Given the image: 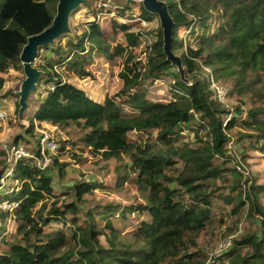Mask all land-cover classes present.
I'll return each mask as SVG.
<instances>
[{
    "label": "trees",
    "instance_id": "1",
    "mask_svg": "<svg viewBox=\"0 0 264 264\" xmlns=\"http://www.w3.org/2000/svg\"><path fill=\"white\" fill-rule=\"evenodd\" d=\"M164 1L175 22L172 48L175 53L181 50L188 82L179 71H173L162 38L158 41L160 59L149 66L145 88L139 87L123 101L116 94L108 93L102 100L91 94L83 81L96 78L94 66L101 68L97 60L112 64L118 57L132 56L142 45V23L148 24L156 15L142 1L127 0L121 7L108 8L103 18L117 15L111 28L123 34L125 50L117 51L114 41L101 30V20L94 16L81 32L72 27L66 45L40 48L39 57L44 61L37 66L43 71L38 88L45 84L46 94L24 126L27 144L36 137L37 125L54 126L55 133H61L60 139L55 136L59 151L68 145L98 149L104 137L118 138L123 149L104 159L122 161L126 155L131 162L116 166L113 190L128 191L133 182L139 194L133 199L143 201H108L87 207L75 186L70 194L56 192L54 178L47 171L53 162L41 169L35 161H6L0 170V203L16 206L0 207V241L4 245L0 264H206L208 257L199 247V238L216 224L225 223V214L215 213L217 204L220 208L225 205L233 217L225 235L242 219L257 217L260 208L252 188L264 196V185L251 175L244 176L242 167L247 150L258 146L264 152V0ZM134 2L139 13L133 12ZM57 3L0 0V73L22 67L23 46L30 35L51 25ZM182 13L186 19L180 21ZM214 16L219 21L212 25ZM182 27L200 28L199 40L207 52L192 71L187 69L186 52L178 43ZM255 40L254 48L251 42ZM206 68L228 87L229 97L237 98L235 108L211 97ZM164 73L173 78L172 98L150 97L149 85ZM7 82L0 74V100ZM229 112L233 118L224 126V115ZM234 128L245 130L238 131L237 141H249L242 162L229 154ZM135 134L139 137L134 138ZM23 139L24 135H17L13 145ZM7 154L0 145V158ZM230 162L235 166L229 167ZM10 170L12 175L7 176ZM58 173L63 175L64 168L59 167ZM3 177L18 182L14 190L11 184L2 185ZM92 187L99 185L92 183ZM152 209L159 211L156 219ZM133 214L148 215L147 227L126 231L127 226L136 225ZM10 221L16 228L11 240L7 236ZM259 221L257 228L233 238L225 254L230 264H264V218ZM71 247L76 249L68 253Z\"/></svg>",
    "mask_w": 264,
    "mask_h": 264
},
{
    "label": "rangeland",
    "instance_id": "2",
    "mask_svg": "<svg viewBox=\"0 0 264 264\" xmlns=\"http://www.w3.org/2000/svg\"><path fill=\"white\" fill-rule=\"evenodd\" d=\"M100 1H110L111 4H117L120 7L127 3V0H86L85 5H82L80 9L75 12L71 17V28L74 27L77 31L81 32L88 25V21L93 19V16H96L97 9L96 5ZM141 1V0H139ZM135 13L140 12V8L137 3H133ZM131 10L127 13L129 14ZM114 17H117L115 14ZM109 15L107 18L100 21L101 30L107 34L111 40L114 41V46H116L117 51L120 52L126 48V40L123 37L122 33H114L111 28V22L114 18ZM186 17L184 13L179 16V20H185ZM218 18L214 16L211 20L212 25H215L218 22ZM142 23L140 31L142 32L141 40L142 45L135 49V52L132 56H124L116 58L115 62L112 64H106L103 60H97L98 66L100 69H95L96 78L91 79L86 77L84 84L88 89L92 90L94 93H97L99 98L103 99L106 94H116L118 101H123L124 98L139 87L145 88L149 84V79L146 77L150 65H154L159 61L160 57L158 56V51L160 46L158 41L163 38V29L161 27L160 19L155 15L151 22ZM201 33L200 28L196 27H182L178 35V43L180 47H184L183 50L186 52V65L189 71L195 69L196 65L200 63L203 58L206 57V50L204 45L199 40V34ZM68 34L62 35L55 40V43L52 45H66L68 41ZM264 39V37H263ZM258 40L251 42L252 47H256ZM181 51V50H180ZM176 54L180 55L181 52ZM42 53L45 55H51V52H46L42 50ZM43 56L38 57L36 60V66L43 63ZM197 63V64H196ZM186 66H184L185 68ZM173 71H178L177 66L173 65ZM7 79L6 88L3 99L0 101V108L5 110L7 113V119L0 126V145L7 152L13 146V142L17 135H24V139L19 142L20 145H29L25 140V128L24 125L20 124L18 121V111L17 103L18 96L15 94L14 90H18L22 79L25 77L23 66L18 69H12L8 73H1ZM73 80H77L76 76L72 77ZM173 83V78L171 75L164 73L153 85H149L148 91L149 95L155 99H164L170 100L173 96L171 85ZM47 86L42 84L36 92L31 95L29 99L30 109L24 112V119L30 121L33 117V113L37 108L38 103L42 100L41 95L46 94ZM228 104L231 109L235 108L238 104L237 98L229 97ZM129 111V108H126ZM243 110H246V106H243ZM226 116L224 115V118ZM54 133L56 137L61 136V133H55L54 126H48ZM47 128V126H45ZM244 130L242 128H234L231 132L234 137L229 144V154L232 157H235L237 161H243L242 154L244 146L249 145L248 140H244L243 144L240 141H237L238 131ZM245 131V130H244ZM37 134V130H36ZM188 134V131L185 132ZM73 137H78L76 132L72 133ZM193 134H191L192 137ZM134 138H138L139 135L135 134ZM31 144L37 143V137L30 138ZM124 143H122L118 138H106L104 137L99 144V148L84 147L82 145L72 146L68 145L66 150L58 151L55 154L51 155V162H53L52 167L47 170L54 178L55 190L58 193H71V187H77L78 191L83 194V198L86 199V206H93L95 203H105L108 201H129L132 203L142 202V199H133L134 195H139L137 192V187L133 182H130L128 185L130 190L124 192L114 191V185L117 178V172L115 170L116 166H126L131 160L128 156L125 155L122 161H117L114 158L105 160L104 158L108 154H114L117 151L122 150ZM247 158L246 162H243V171L244 176H253L256 179V182L260 185H264V152L260 150L258 146L251 148L246 151ZM6 161H8V154L0 158V170L5 166ZM218 162V161H217ZM229 167L235 166L233 162L227 164ZM59 167L64 168V174L59 176L58 169ZM134 170V168H133ZM232 179L231 177L229 178ZM18 182L6 181L5 185H10L12 190L15 188V184ZM92 183H97L98 188L93 189ZM17 186V185H16ZM252 195L254 201L259 206L260 211L258 212L257 217L253 219H242L238 224L237 228L230 234H226L227 228L232 224L233 217L229 214V209L225 207H219L216 205L215 213L218 215L225 214V223H218L214 228L206 233H203L199 238V247L203 249L205 255L208 257V252H212L215 247L226 237L233 236V238H239L241 235L245 234L250 229L257 228L260 224V218H264V196H258L252 188ZM66 198H71L70 195ZM143 214V211H141ZM151 215L154 219L159 215V211L152 209ZM147 216L143 217L138 214L131 215V220L136 225H129L126 228V231L136 230L139 226L143 225L147 227ZM138 224V226H137ZM61 226V223H57ZM7 236L11 240L14 238L16 231L14 221H10L7 227ZM105 234H109L105 230ZM4 245L0 241V249H3ZM76 247H71L68 249V253L73 252Z\"/></svg>",
    "mask_w": 264,
    "mask_h": 264
},
{
    "label": "water",
    "instance_id": "3",
    "mask_svg": "<svg viewBox=\"0 0 264 264\" xmlns=\"http://www.w3.org/2000/svg\"><path fill=\"white\" fill-rule=\"evenodd\" d=\"M147 11L156 14L163 29V49L167 60L177 66L181 77L188 82L185 77V68L180 55L176 54L173 46L174 19L169 11L168 4L164 0H141ZM86 0H58L56 14L50 26L37 34L30 35L27 43L23 46L20 54L25 77L22 79L19 89L15 91L18 96V121L27 126L28 121L24 119V112L29 106L31 95L38 89L43 71L36 66L41 47L52 45L55 40L65 34L72 32L71 17L78 11Z\"/></svg>",
    "mask_w": 264,
    "mask_h": 264
},
{
    "label": "built area",
    "instance_id": "4",
    "mask_svg": "<svg viewBox=\"0 0 264 264\" xmlns=\"http://www.w3.org/2000/svg\"><path fill=\"white\" fill-rule=\"evenodd\" d=\"M115 5L111 4L110 1H100L96 5L97 13L95 19L102 20L106 17L107 9L114 8ZM145 23V21H144ZM206 75L210 81L211 97L218 100L221 103L229 106V95L228 87L218 82L211 69L206 68ZM224 126L227 124L231 118H233V112L225 114ZM7 119V113L5 110L0 108V126ZM47 126V128H45ZM47 124L37 125V143L29 145H13L8 151V161L17 163L19 160L26 159L30 161H35L41 169H46L51 164V155L59 151V143L57 142L53 131L48 127ZM12 175V170H10L7 176ZM2 185H5L7 178L3 177L1 179ZM1 188V187H0ZM16 206L14 203H0L1 208L13 209ZM233 244V236L226 237L223 239L217 247L213 249L212 252H208V259L206 264H230V259L225 256L226 251Z\"/></svg>",
    "mask_w": 264,
    "mask_h": 264
},
{
    "label": "crops",
    "instance_id": "5",
    "mask_svg": "<svg viewBox=\"0 0 264 264\" xmlns=\"http://www.w3.org/2000/svg\"><path fill=\"white\" fill-rule=\"evenodd\" d=\"M1 74V73H0ZM4 76V75H3ZM16 90H14V92H15ZM92 93V95H95V97L97 98V100H102L101 98H99V96L101 97V95H97V93H94L92 90H90ZM42 97L44 96V94L43 95H41ZM3 99V98H2ZM1 101V100H0ZM43 124H47V123H43ZM47 125H49V126H51L50 124H47Z\"/></svg>",
    "mask_w": 264,
    "mask_h": 264
}]
</instances>
